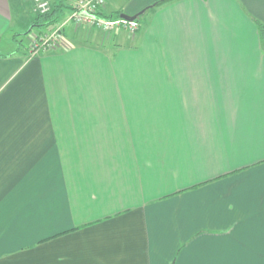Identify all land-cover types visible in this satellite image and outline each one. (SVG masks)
<instances>
[{"label":"crops","instance_id":"obj_1","mask_svg":"<svg viewBox=\"0 0 264 264\" xmlns=\"http://www.w3.org/2000/svg\"><path fill=\"white\" fill-rule=\"evenodd\" d=\"M28 1L0 0V264H264V0H110L135 34L49 0L34 58Z\"/></svg>","mask_w":264,"mask_h":264},{"label":"built area","instance_id":"obj_2","mask_svg":"<svg viewBox=\"0 0 264 264\" xmlns=\"http://www.w3.org/2000/svg\"><path fill=\"white\" fill-rule=\"evenodd\" d=\"M110 0H76L69 21L76 26L100 29L108 34L118 29H124L131 34L139 30L137 21H127L123 18L113 19L104 15V9ZM37 10L41 14L50 11L48 0H36ZM104 15V16H103ZM66 37L62 26H52L48 31L35 35L29 45L30 58L65 46Z\"/></svg>","mask_w":264,"mask_h":264},{"label":"trees","instance_id":"obj_3","mask_svg":"<svg viewBox=\"0 0 264 264\" xmlns=\"http://www.w3.org/2000/svg\"><path fill=\"white\" fill-rule=\"evenodd\" d=\"M60 12L61 10L59 8L51 7L49 12L45 14L35 15L34 24L32 25V28L38 27L40 29H44V28L48 29L49 27L56 25L60 21V18H61ZM106 17L112 18L111 16H106ZM32 30L33 29H30L27 33H31Z\"/></svg>","mask_w":264,"mask_h":264},{"label":"rangeland","instance_id":"obj_4","mask_svg":"<svg viewBox=\"0 0 264 264\" xmlns=\"http://www.w3.org/2000/svg\"><path fill=\"white\" fill-rule=\"evenodd\" d=\"M30 2L32 3V5L31 6L29 5V8H28L29 10L28 9L27 10L25 9V12L24 13H25V16L26 17H29V15H31L35 19L34 14H41V13H39L38 10L36 9L37 8L36 0H31V1H28L27 3H30ZM49 3H50V1H49ZM50 7H51V3H50ZM34 29H37L38 30L40 28H34ZM22 34L23 35L19 36V38H20V40L22 39V47H23V49H25L26 48V45L29 44V41H30V39L32 37V33L24 32Z\"/></svg>","mask_w":264,"mask_h":264},{"label":"water","instance_id":"obj_5","mask_svg":"<svg viewBox=\"0 0 264 264\" xmlns=\"http://www.w3.org/2000/svg\"><path fill=\"white\" fill-rule=\"evenodd\" d=\"M142 13H144V11L141 12L140 14H138V15H135V16H128V15L123 14V15H121V18H123V19H125V20H127V21H135V20L138 19V17H139Z\"/></svg>","mask_w":264,"mask_h":264}]
</instances>
